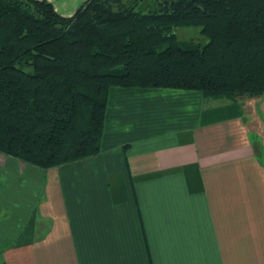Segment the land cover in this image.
<instances>
[{
	"label": "crops",
	"instance_id": "crops-1",
	"mask_svg": "<svg viewBox=\"0 0 264 264\" xmlns=\"http://www.w3.org/2000/svg\"><path fill=\"white\" fill-rule=\"evenodd\" d=\"M0 264H264V93L111 87L96 155L0 153Z\"/></svg>",
	"mask_w": 264,
	"mask_h": 264
},
{
	"label": "trees",
	"instance_id": "trees-1",
	"mask_svg": "<svg viewBox=\"0 0 264 264\" xmlns=\"http://www.w3.org/2000/svg\"><path fill=\"white\" fill-rule=\"evenodd\" d=\"M111 87L262 95L264 0H84L66 17L0 0L1 154L41 169L96 155Z\"/></svg>",
	"mask_w": 264,
	"mask_h": 264
},
{
	"label": "rangeland",
	"instance_id": "rangeland-1",
	"mask_svg": "<svg viewBox=\"0 0 264 264\" xmlns=\"http://www.w3.org/2000/svg\"><path fill=\"white\" fill-rule=\"evenodd\" d=\"M64 6L69 7V12H74L75 7H77L79 4L76 2V0H62ZM83 2V1H82ZM52 5H54V8L62 13V9L60 7V4L57 3L55 0H52ZM81 4V3H80ZM77 5V6H76ZM200 27L197 26H180L173 28V32L178 40H190L195 43L204 44L207 41V38L200 33ZM215 100V99H211ZM212 102V101H208Z\"/></svg>",
	"mask_w": 264,
	"mask_h": 264
}]
</instances>
